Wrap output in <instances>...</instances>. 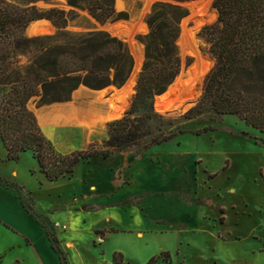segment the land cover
I'll use <instances>...</instances> for the list:
<instances>
[{
	"label": "rangeland",
	"instance_id": "374dc122",
	"mask_svg": "<svg viewBox=\"0 0 264 264\" xmlns=\"http://www.w3.org/2000/svg\"><path fill=\"white\" fill-rule=\"evenodd\" d=\"M116 1L117 11L128 15L125 23L122 20L117 24L123 22L126 26H133L143 23L146 26V31L134 38L135 43L142 46L144 62V46L137 37L148 33L146 19L153 5L167 0L153 2L148 10L146 0H120L124 4L122 9H118L119 0ZM58 3L69 9L65 0H58ZM213 3L214 0L205 12L203 9L200 13L203 5L196 11L197 19L208 20L195 31L201 53L199 58L190 54L184 56L180 41H177L182 59L181 73L186 70L187 75L201 76L193 95L184 93L187 78L182 86L175 82L165 94L156 98L155 103L159 113L175 120L172 130L188 133L150 150L134 149L109 159L95 158L81 163L73 179L66 178L58 183L45 184L41 180V176H45L31 173L33 166L38 168V162L30 152L23 155L20 163L0 162L1 172L11 174L13 169L18 170L20 183L26 186V191H32L34 197V190L40 194L36 205L39 203L41 215L48 217L46 212L55 206L66 207L67 211L69 203L74 206L71 208L74 216L71 230L77 233L76 246L71 250L61 247L68 264H112L115 254H122L126 264H148L153 259H158L160 264H264V134L234 115L225 116L220 125L208 117L184 118L200 99L205 79L214 66L208 45L199 37L204 27L218 22ZM38 6L51 8L44 3ZM192 16L189 10V16L180 24V32L185 21L188 29L196 28ZM68 30L89 32L101 29L88 12L77 11ZM55 32L53 26V31L48 34ZM27 34L37 35H30V28ZM125 35L118 38L127 44L135 58ZM142 65L127 94H119L113 87L101 91L102 103L100 108L94 107L93 112L104 114L117 109L119 118L122 117L135 93ZM79 90V93H89L91 100L99 98V91L83 87ZM74 96L70 102L76 101ZM53 106L58 105L39 106L38 99L30 104L44 134L59 154H71L86 149L85 144L103 142L108 138L107 124L110 121L87 122L88 125L83 127L77 122H60L56 127H45L40 119L41 112ZM209 125L221 128L201 136L192 134ZM5 154L0 140V157ZM110 175H113V187ZM92 184L96 185L98 192ZM75 198L78 201L73 205ZM59 217L62 221L67 220L63 214ZM7 231L8 234L0 233V251L3 252L20 239L15 231ZM21 250L25 253L26 248L9 253L2 264H12L16 256L23 254ZM167 253L170 261L164 262L162 255Z\"/></svg>",
	"mask_w": 264,
	"mask_h": 264
},
{
	"label": "trees",
	"instance_id": "16d2710c",
	"mask_svg": "<svg viewBox=\"0 0 264 264\" xmlns=\"http://www.w3.org/2000/svg\"><path fill=\"white\" fill-rule=\"evenodd\" d=\"M192 1L167 0L153 5L146 19L148 33L137 37L144 46V62L129 107L122 117L107 124L106 140L62 155L44 134L30 104L36 99L39 106L70 102L81 87L92 91L122 88L134 68L127 44L103 30L73 32L68 26L77 11L88 12L101 24L128 20V15L117 11L116 0H66L68 10L60 7L58 0H0V140L6 150L4 161L20 163L30 152L40 174L54 183L73 178L79 164L94 158L150 150L188 133L172 130L175 120L159 113L155 103L181 73L177 41L180 24L189 16L186 4ZM40 3L51 8L41 9ZM213 6L218 22L204 27L199 37L208 45L214 66L200 99L184 118L208 117L220 125L225 116L234 115L264 134V0H214ZM39 20L50 21L56 32L29 36V26ZM220 128L209 125L192 134L201 136ZM0 186L18 194L24 208L46 228L61 263L68 264L56 225L35 212L33 192L1 174ZM162 258L170 261L168 253ZM112 264H126L123 255L115 254ZM148 264L160 263L153 259Z\"/></svg>",
	"mask_w": 264,
	"mask_h": 264
},
{
	"label": "crops",
	"instance_id": "0c3cea01",
	"mask_svg": "<svg viewBox=\"0 0 264 264\" xmlns=\"http://www.w3.org/2000/svg\"><path fill=\"white\" fill-rule=\"evenodd\" d=\"M45 22L47 21H43V23ZM89 145L90 144H87L86 147L88 148ZM5 158L6 154L0 157V162H2L3 164L7 163L6 161H4ZM33 168L37 171V174H40V172L35 166H33ZM128 169H130V171L132 170L131 167ZM0 174L10 179L21 182L18 170L13 169L11 174H7L4 171L1 172L0 170ZM38 177H40V175ZM112 177L113 175H110L109 177V181L111 182V184ZM41 180L44 181L45 184L46 182H49L46 177L43 178L41 176ZM62 180L65 179H61L54 183H58ZM92 187H95L96 191L98 192V188L96 187V185L92 184ZM34 193H36L35 197L37 201L40 194L36 190H34ZM74 200L75 201L73 205L76 204V201H78V199L75 198ZM69 201L72 202L71 199H69ZM69 204V211H67L66 207L55 206L51 208L49 212L46 213H49V219L56 225V235L60 240L61 247L63 249L67 248L71 250L76 246L77 233L76 231L74 232L71 230V224L74 220L71 208H73L74 206H72L71 203ZM39 207L40 205L38 203V205H36L35 212L41 215V213L43 212L42 210L39 212ZM60 214H63L67 218V220L62 221V219L59 217ZM9 229L15 231V233L19 235L20 239L17 244H13L5 252H3V250L0 251V264L4 262V257L7 256L9 253L23 248H26L25 253L21 250L20 252H22L23 254L21 256H16L12 264H62L60 255L53 248L52 242L48 236L46 228L43 227L37 221V219L24 208L18 194L15 191L0 186V233L8 234L7 230ZM1 249H3V247Z\"/></svg>",
	"mask_w": 264,
	"mask_h": 264
},
{
	"label": "bare ground",
	"instance_id": "6f19581e",
	"mask_svg": "<svg viewBox=\"0 0 264 264\" xmlns=\"http://www.w3.org/2000/svg\"><path fill=\"white\" fill-rule=\"evenodd\" d=\"M155 1L157 0H146L147 10L149 9L150 5ZM211 1L212 0H196L186 4V6L193 14L192 18H194L196 21V28L188 29L187 22L185 21L183 23L182 37L180 39L179 46L181 47L182 49L181 52L183 53L184 56L190 54L198 59L199 58L198 54L201 55L197 47V42L195 40V31L199 29L203 23L208 22V20H205L203 18L197 19L196 17L198 16H196L197 15L196 11L199 8V6L203 5V8L201 10L200 9L198 10H200L201 13L202 10L204 9L203 12H205V8L209 7L208 5L210 4ZM123 7H124L123 2L119 0L118 9H122ZM40 24L44 25V29L40 31L38 34H48L53 31V26L49 22H45V23L42 22ZM116 26L117 28L122 30L119 34V37H124V33L126 34L125 35L127 37L126 41L130 44L132 52L135 56V60L137 61V67L135 68L131 79L129 80L128 84L121 91H119V94H127L126 91H129V89H131L135 81L137 71L141 68V65L143 63L142 46L139 45L138 43H135L134 38L136 34L145 32L146 26L143 23H138L133 26L131 25L126 26L123 22L118 23ZM36 33L34 32L33 34L30 35H36ZM187 76H188V81H187V86L184 89V93L188 96V95H193V91L195 90L194 86L200 81L201 76L190 73ZM176 83L177 85L182 86L183 80L179 79ZM79 92L80 90L74 94L75 95L74 100H76L75 102H69L68 104L62 106L57 104L58 106H53L50 109L42 111L40 115L42 124L45 127L51 128L58 126L60 122H67V123L77 122L81 127H83L87 124V122H90V124L92 123L94 124L96 122L112 121L119 118L120 111L117 109L104 112V114H99V113L95 114V112H93V108L94 107L100 108L101 105L100 103H102L101 91L97 92V95L99 96L98 100H91L90 99L91 96L89 93L86 92L79 93ZM86 145L87 144H85V146Z\"/></svg>",
	"mask_w": 264,
	"mask_h": 264
},
{
	"label": "water",
	"instance_id": "95a60500",
	"mask_svg": "<svg viewBox=\"0 0 264 264\" xmlns=\"http://www.w3.org/2000/svg\"><path fill=\"white\" fill-rule=\"evenodd\" d=\"M66 1V0H65ZM190 3V2H189ZM188 4V3H187ZM116 6H117V1H116ZM95 20V19H94ZM43 21H46V20H41V21H35V22H33L30 26H29V28H30V34H33L34 32L37 34V35H40V34H38L40 31H42L43 29H44V25H41L40 23L41 22H43ZM96 21V20H95ZM124 21V20H123ZM48 22V21H47ZM126 21H124V23H125ZM50 23V22H49ZM98 23V25H99V27H100V29L101 30H103V31H106V32H108L109 34H111L112 36H115V37H119V34H120V32L122 31V30H120L119 28H117V23L116 22H114V23H112V22H109V23H106V24H101V23H99V22H97ZM28 28V29H29ZM181 37H182V32H180L179 33V37H178V42L180 41V39H181ZM181 51H182V49H181ZM137 67V61L135 60V58H134V68H133V71L135 70V68ZM132 76V75H131ZM131 76L129 77V79L127 80V82H126V84L125 85H127V83L129 82V80L131 79ZM188 78V76H187V74H186V70H184L178 77H177V79L175 80V82H177L179 79H182V80H186ZM174 82V83H175ZM173 83V84H174ZM172 84V85H173ZM124 85V86H125ZM171 85V86H172ZM123 86V87H124ZM170 86V87H171ZM122 87V88H123ZM115 90H117V91H121V89L122 88H120V89H118V88H115V87H113ZM135 91V90H134ZM129 103H130V101H128Z\"/></svg>",
	"mask_w": 264,
	"mask_h": 264
}]
</instances>
